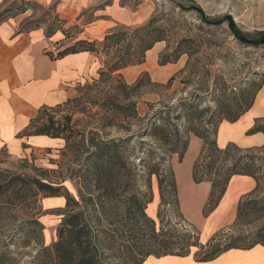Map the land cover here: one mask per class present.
I'll list each match as a JSON object with an SVG mask.
<instances>
[{"label":"trees","instance_id":"obj_1","mask_svg":"<svg viewBox=\"0 0 264 264\" xmlns=\"http://www.w3.org/2000/svg\"><path fill=\"white\" fill-rule=\"evenodd\" d=\"M179 7L184 8L183 5ZM193 8L198 9L197 6ZM162 22L161 15L153 14L142 24L114 27L101 40L78 39L73 45L57 52L56 57L78 52L102 54L105 57L104 66L98 71V78L93 80V85L108 87L101 99L105 128L118 129L122 127V121L138 118L136 101L129 91L139 88L148 74L142 73L129 86L115 79L121 76L120 71L143 63L146 52L157 42H167L166 49L159 54V65L176 63L183 54L191 55L185 39L181 38L173 45L170 44L171 30L164 27ZM260 88L261 84L252 93L246 90L240 92L243 103L237 104L238 108L234 113L218 118L212 138L192 130L198 138L204 139L201 153L192 165V181L195 184L207 181L211 185L202 209L204 217L215 210L234 175L252 177L257 184L255 190L260 187V180L264 178V156L259 155L264 151V146L241 148L234 142H228L221 148L217 143L220 123L223 120L235 122L252 106ZM73 100L76 98L68 99L56 107L40 108L23 132V135H46L63 139L65 148L73 157L66 167L69 175H63L59 181H45L31 176L28 182L44 196L64 198V205L58 210L60 222L56 228V239L50 245H44L43 226L33 216H30L29 222L36 227L37 233L34 236L23 227L15 230L0 227V264H143L149 256L159 258L189 255L194 256L195 262L204 263L231 249L248 250L255 245L264 248V222L251 227L256 219L264 216V195L260 199L251 196L240 199L231 225L219 230L204 243L199 242V233L193 228L163 225L160 207L169 204L165 199L166 192L172 197L174 206H177L176 182L171 169L165 166V156L158 155L150 147L145 157L140 158L141 168H138L125 154V147L133 134L110 138L106 133L101 136L98 131H90L86 135L83 130L76 129V124L69 115L55 120L49 114V111ZM43 115L46 118L41 121ZM178 117L179 115L176 118ZM168 120L169 115H163L161 111L155 112L144 124L142 133L167 146L165 150L170 154L177 153L181 160L187 150L188 140L180 134L177 127L171 137L167 133ZM124 130L129 131L127 128ZM257 132L264 134V119L256 120L246 131V135ZM71 163L77 167H71ZM152 175L157 178L160 195L157 212L159 227L145 211L152 199ZM15 178L17 177L0 179V196L9 199L10 211H15L19 203L23 202L11 199L9 192H12L10 188ZM67 179L78 185L76 197L62 184ZM139 182L143 183L146 191L140 189ZM19 198L17 194V199ZM3 204L7 203L2 202L1 205ZM238 227L250 229L241 230L234 235L232 230ZM2 238L8 241L5 242ZM15 242L19 243L17 249L36 245L37 249L34 255H30V260H23L22 253L10 249L9 244L14 245Z\"/></svg>","mask_w":264,"mask_h":264},{"label":"rangeland","instance_id":"obj_2","mask_svg":"<svg viewBox=\"0 0 264 264\" xmlns=\"http://www.w3.org/2000/svg\"><path fill=\"white\" fill-rule=\"evenodd\" d=\"M88 1H93V4L81 10L80 14L84 15L83 19L80 22L72 20L67 23L59 16L56 0H3L0 5V21L19 16L21 18L20 27L38 26L42 28L49 44L47 53L53 56L58 50L73 45L78 39H83L84 36L79 34L85 24L93 18L94 10L107 5L119 6L131 12V17L136 21L135 24H142L151 15L159 14L163 18L162 25L171 30V45L181 38L186 40L191 55L183 54L176 63L159 65V54L166 49L167 45V42L162 41L145 54L143 63L128 66L120 71L121 76L115 79L129 86L142 73L148 74V78L142 81L139 88L129 91L136 101L138 118L122 121V127L118 129L104 127L106 120L102 118L101 99L108 87L93 85V80L98 78V73L92 80L84 81L76 87L74 96L76 100L49 111V114L53 115L55 120L69 115L71 121L76 124V129L83 130L86 135L90 131H98L101 136L106 133L110 138L124 137L126 133L133 134L125 147V154L138 168H141L140 158L145 157L150 147L158 155H164L165 166L171 169L175 178L177 206H174L172 197L166 192L165 199L169 204L160 207L162 224L166 227L193 228L199 233V242L204 243L219 230L230 226L235 217L224 227L215 229L214 219L209 215L207 217L202 215L211 185L207 181L199 184L192 181V165L199 157L204 143V139L198 138L192 130H197L205 137L212 138L218 118L234 113L238 108L237 104L243 103L240 99V92L246 90L252 93L260 84L264 86V0ZM179 5H183L184 8ZM193 6H197L198 9ZM66 9L67 6L60 7L61 12ZM209 22L214 24H209ZM119 26L128 25L117 23L114 27ZM57 27L59 28L54 32ZM96 58L98 69H100L104 66L106 59L102 54L97 55ZM261 105H264V100L261 101ZM158 111L163 112V115H169L167 133L171 137L177 127L180 134L188 140L187 150L181 160L177 153H168L165 150L167 146L165 147L142 133L146 121ZM178 115L179 117L176 118ZM45 118L46 115H43L41 121ZM125 128L129 131H125ZM245 135V132L234 131L230 135L228 133L222 135V140L225 141L231 136L236 138L235 144L239 147H253L246 145L248 140ZM254 146H264V143ZM46 153L51 156L48 157L45 165L35 162L36 158L32 154L28 158L20 159L0 154V179L16 176L10 188L12 192L9 193H11V199L17 202L23 200L15 211H10L9 199L6 196H0V208L2 207L0 227L10 230L23 227L34 236L37 233L36 227L29 222L30 216H33L43 226L44 245H50L56 239V228L60 222L58 210L61 207L57 206L55 199L36 191L28 183L29 178L36 176L45 181L57 182L63 175H69L66 167L72 162L73 157L65 148V141L62 148ZM259 155L264 156V151ZM71 164V167H77L74 163ZM44 170L47 172L42 173L41 171ZM62 184L71 195L77 196L76 182L67 179ZM139 186L142 191H146L142 182H139ZM17 194L19 199H17ZM151 194V202L146 205L145 211L159 227L157 212L160 195L155 175L151 176ZM263 195L264 178L260 180V187L257 190L242 198L251 196V198L260 199ZM2 202L7 204L1 205ZM263 222L264 216H261L252 223L251 227ZM245 229L249 230L250 227H238L232 231L236 235ZM2 239L5 242L8 241L5 238ZM9 246L10 249H16L17 252L22 253L23 260L27 261L37 249L35 244L17 249L19 246L17 242ZM194 259L193 255L159 258L149 256L143 264H198ZM257 264H260L259 260Z\"/></svg>","mask_w":264,"mask_h":264},{"label":"crops","instance_id":"obj_3","mask_svg":"<svg viewBox=\"0 0 264 264\" xmlns=\"http://www.w3.org/2000/svg\"><path fill=\"white\" fill-rule=\"evenodd\" d=\"M56 1L59 16L67 23L72 20L80 22L84 17L80 14L81 10L93 4V1L88 0ZM2 3L3 0H0V5ZM63 6H67V9L61 12L60 7ZM20 21L19 16L0 21V154L18 159L28 158L32 154L36 158L35 162L45 165L51 156L46 152L52 153L62 148L64 140L46 135H23V132L40 108L62 105L75 96L76 87L82 82L95 78L99 71L97 55L90 52L70 53L62 57L50 55L47 53L49 44L44 30L40 27L20 29ZM135 22L131 12L119 6L107 5L94 10L93 18L85 24L79 35L84 36L83 39L97 40L117 23L139 25ZM262 100L264 86L256 93L252 106L235 122H221L217 132L219 147L228 142L236 143V138L231 136L222 140L225 133H246L256 120L264 119ZM245 136L248 140L246 145L264 143V134L261 132ZM256 185V181L247 175L231 177L219 204L209 214L214 219L215 229L233 220L239 200L255 191ZM50 198L56 200L58 207H63L62 196ZM258 260L264 264V248L261 245L248 250L231 249L212 261L198 264H257Z\"/></svg>","mask_w":264,"mask_h":264}]
</instances>
